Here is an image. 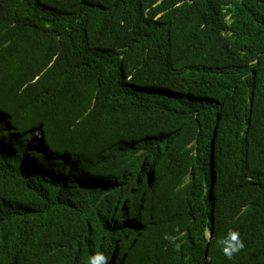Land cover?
<instances>
[{"label": "trees", "instance_id": "trees-1", "mask_svg": "<svg viewBox=\"0 0 264 264\" xmlns=\"http://www.w3.org/2000/svg\"><path fill=\"white\" fill-rule=\"evenodd\" d=\"M93 253L264 264V0H0V264Z\"/></svg>", "mask_w": 264, "mask_h": 264}, {"label": "clouds", "instance_id": "clouds-1", "mask_svg": "<svg viewBox=\"0 0 264 264\" xmlns=\"http://www.w3.org/2000/svg\"><path fill=\"white\" fill-rule=\"evenodd\" d=\"M118 188H121V185H118ZM110 232H119V228L117 226L112 227ZM169 237L165 236V239ZM219 245H221L222 253L228 258L232 259L233 256L241 251L244 248V243L240 239L239 233L236 231L230 230L227 237L224 239H220L217 241ZM101 261L106 262V257L103 256L101 253H97L96 255L93 253L90 257V264H102Z\"/></svg>", "mask_w": 264, "mask_h": 264}, {"label": "bare ground", "instance_id": "bare-ground-1", "mask_svg": "<svg viewBox=\"0 0 264 264\" xmlns=\"http://www.w3.org/2000/svg\"><path fill=\"white\" fill-rule=\"evenodd\" d=\"M85 180H79L77 185H81L82 183H85Z\"/></svg>", "mask_w": 264, "mask_h": 264}, {"label": "rangeland", "instance_id": "rangeland-1", "mask_svg": "<svg viewBox=\"0 0 264 264\" xmlns=\"http://www.w3.org/2000/svg\"><path fill=\"white\" fill-rule=\"evenodd\" d=\"M26 244H31V243H26Z\"/></svg>", "mask_w": 264, "mask_h": 264}]
</instances>
